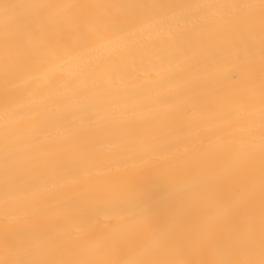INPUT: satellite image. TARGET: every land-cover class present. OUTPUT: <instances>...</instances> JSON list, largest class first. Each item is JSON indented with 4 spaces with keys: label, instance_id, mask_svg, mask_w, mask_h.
Returning <instances> with one entry per match:
<instances>
[{
    "label": "bare ground",
    "instance_id": "bare-ground-1",
    "mask_svg": "<svg viewBox=\"0 0 264 264\" xmlns=\"http://www.w3.org/2000/svg\"><path fill=\"white\" fill-rule=\"evenodd\" d=\"M0 264H264V0H0Z\"/></svg>",
    "mask_w": 264,
    "mask_h": 264
}]
</instances>
